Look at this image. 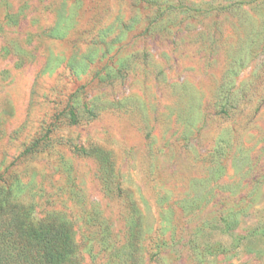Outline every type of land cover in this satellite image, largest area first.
Instances as JSON below:
<instances>
[{
  "label": "rangeland",
  "instance_id": "374dc122",
  "mask_svg": "<svg viewBox=\"0 0 264 264\" xmlns=\"http://www.w3.org/2000/svg\"><path fill=\"white\" fill-rule=\"evenodd\" d=\"M0 174L72 264H264V0H0Z\"/></svg>",
  "mask_w": 264,
  "mask_h": 264
},
{
  "label": "trees",
  "instance_id": "16d2710c",
  "mask_svg": "<svg viewBox=\"0 0 264 264\" xmlns=\"http://www.w3.org/2000/svg\"><path fill=\"white\" fill-rule=\"evenodd\" d=\"M36 86L37 76L30 106L37 96ZM1 174L0 264H72L74 247L68 223L56 216L34 219L30 206L10 198L8 183Z\"/></svg>",
  "mask_w": 264,
  "mask_h": 264
}]
</instances>
